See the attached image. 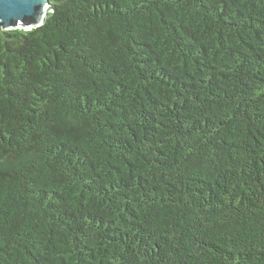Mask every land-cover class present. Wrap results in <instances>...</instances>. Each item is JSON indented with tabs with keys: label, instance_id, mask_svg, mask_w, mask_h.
I'll use <instances>...</instances> for the list:
<instances>
[{
	"label": "trees",
	"instance_id": "obj_1",
	"mask_svg": "<svg viewBox=\"0 0 264 264\" xmlns=\"http://www.w3.org/2000/svg\"><path fill=\"white\" fill-rule=\"evenodd\" d=\"M0 27V264H264V0H50Z\"/></svg>",
	"mask_w": 264,
	"mask_h": 264
},
{
	"label": "water",
	"instance_id": "obj_2",
	"mask_svg": "<svg viewBox=\"0 0 264 264\" xmlns=\"http://www.w3.org/2000/svg\"><path fill=\"white\" fill-rule=\"evenodd\" d=\"M50 0H0V27L11 30L31 20L41 26L46 19Z\"/></svg>",
	"mask_w": 264,
	"mask_h": 264
}]
</instances>
